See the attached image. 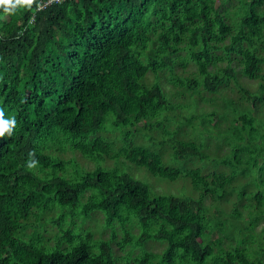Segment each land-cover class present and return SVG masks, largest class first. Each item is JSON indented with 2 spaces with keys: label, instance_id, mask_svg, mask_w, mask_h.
Wrapping results in <instances>:
<instances>
[{
  "label": "trees",
  "instance_id": "trees-1",
  "mask_svg": "<svg viewBox=\"0 0 264 264\" xmlns=\"http://www.w3.org/2000/svg\"><path fill=\"white\" fill-rule=\"evenodd\" d=\"M259 104L264 0L0 6V109L16 120L0 138V264H264V244H250L264 220ZM210 146L229 151L218 158ZM107 160L188 180L197 196L157 194ZM209 160L229 172L204 173ZM231 195L226 214L217 202Z\"/></svg>",
  "mask_w": 264,
  "mask_h": 264
},
{
  "label": "rangeland",
  "instance_id": "rangeland-1",
  "mask_svg": "<svg viewBox=\"0 0 264 264\" xmlns=\"http://www.w3.org/2000/svg\"><path fill=\"white\" fill-rule=\"evenodd\" d=\"M239 81L242 82V83H244L245 84L244 86L247 87L248 89L252 90V91L255 90V88L257 87L256 81H249V80L244 79L242 77H239ZM164 86L167 89V85L164 84ZM226 93H227V96L231 97V99L238 100L237 99V96H238L237 91H234V92L227 91ZM206 94H209V93H206ZM217 103H218V105L216 106V109L219 110L218 107L222 103V100L219 97L217 99ZM213 109H214V104L209 103V105H205V110L206 111H210V110L212 111ZM257 110H258L257 116L261 118L262 117V112L264 111V106L261 105V104H259L258 107H257ZM195 117H198V115L195 114ZM226 122L227 121H223L222 122V125H220V126H222V127L226 126L225 125ZM172 126L173 125H171V127ZM185 128L187 129V132L190 134L191 129L188 126H185ZM107 129H110L111 130L112 129V126L110 124H107ZM153 129L156 130L155 127ZM154 130L149 131V129H146L145 131H147L151 135H155L157 137L158 135H156V131H154ZM209 132L210 131H207V133H205V135L207 136V137H205V139H206L207 142L210 141V140H208V136H210V133ZM117 134L118 133H116L115 136H117ZM106 135L109 136L110 133L107 132ZM136 140H138L141 143L147 142V139H144V137L141 136V135H139ZM259 144H262V141H260ZM220 147H221V149H218L216 151L213 146H210V149L213 151V154L215 152H217V157L218 158H221V156H223L224 154H226L229 151V148L226 147V146H220ZM168 149L169 148H167L166 151H165V157L168 156V153H169ZM79 160L82 161L81 158H79ZM119 160H107V161L104 162V164L107 165V166H112L113 165L114 167H119L121 170H126V171L128 170L129 173L131 172L136 177L141 178V179H144L145 181H148L149 184H150V186H151V188H152V191L155 192V193H157V194L158 193H165V194L170 193V194L179 195L180 193L183 192V193H186V194H189V195H192V196H197L196 192L194 190H192V188H191L190 183H189L188 180H185V179H182V178H178L175 181H169V180H166V179L161 178V177H153L149 173H147V171L143 167H138V166H136V165H134L132 163H129V162L127 163L126 161H123V162L121 161V164H122V165H120L122 167L121 168L119 166V164H118L119 163ZM212 164L213 163L211 162V160L207 161V165H205L203 167V172L205 173V172L211 171L214 168H215L214 170H217V171H224L226 173L229 172L228 171V167L226 165L219 164L216 167H213ZM188 165L193 167V166H198L199 163H194V164L188 163ZM91 166H93V164H91ZM244 179L245 178L238 176L237 179H235L232 184L233 185H238L242 181H244ZM235 199H236V196L235 195H231L230 196V200L227 201V202L218 201L217 203H218L219 209L222 210L223 212H225L226 214H228L229 211L231 210L232 206H233V201ZM242 203H243V200L240 203H238V206L240 207ZM241 208H243V207H241ZM212 213L215 216H218L219 215V212L216 211V210H212ZM92 217H93L92 218L93 220H97L98 222H102V219H101L102 216H101L100 213H95ZM222 217L226 219V216L225 215L222 216ZM238 222H239L240 225H242L245 221H243V219H241ZM89 223L91 225H93V221L91 219H90ZM262 228H264V220L263 219L259 220V222L255 225L254 230L252 232L253 233V236H254V239H252V242L250 240V244L252 246H254V247H257L260 242L264 244V241H262V239H261V237L263 235L261 233V229ZM133 232L135 234H137L138 229L137 228H134L133 229ZM107 235H108V230H105L103 232V236H107ZM212 237H213V239H216V238L219 239L220 234H218V235L217 234H212ZM214 242L215 243H218L217 240H214ZM226 243L227 242L223 241V245L226 246ZM145 247L147 249H150L152 252H155L156 253V252H161V250L163 249L164 245H162L161 243L154 242V241H148L145 244ZM227 248H229V245H227ZM114 251L116 253L119 252L117 250V248H115V246H114Z\"/></svg>",
  "mask_w": 264,
  "mask_h": 264
},
{
  "label": "clouds",
  "instance_id": "clouds-1",
  "mask_svg": "<svg viewBox=\"0 0 264 264\" xmlns=\"http://www.w3.org/2000/svg\"><path fill=\"white\" fill-rule=\"evenodd\" d=\"M34 0H0V6L4 8L5 12H12L17 6L31 7ZM16 127L15 117L10 119L4 118L3 109H0V138H3L6 134L11 136ZM33 159L28 163V168L32 169L36 166L37 161L34 159V153H29Z\"/></svg>",
  "mask_w": 264,
  "mask_h": 264
},
{
  "label": "built area",
  "instance_id": "built-area-1",
  "mask_svg": "<svg viewBox=\"0 0 264 264\" xmlns=\"http://www.w3.org/2000/svg\"><path fill=\"white\" fill-rule=\"evenodd\" d=\"M53 1H59V0H48L49 3L53 2Z\"/></svg>",
  "mask_w": 264,
  "mask_h": 264
}]
</instances>
